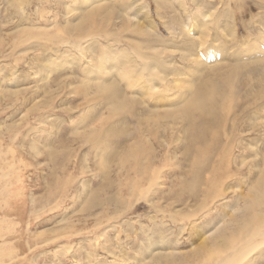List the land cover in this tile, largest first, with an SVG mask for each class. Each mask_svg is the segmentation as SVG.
I'll return each mask as SVG.
<instances>
[{"label": "rangeland", "instance_id": "1", "mask_svg": "<svg viewBox=\"0 0 264 264\" xmlns=\"http://www.w3.org/2000/svg\"><path fill=\"white\" fill-rule=\"evenodd\" d=\"M89 2L0 0V264H215L264 219V0Z\"/></svg>", "mask_w": 264, "mask_h": 264}, {"label": "bare ground", "instance_id": "2", "mask_svg": "<svg viewBox=\"0 0 264 264\" xmlns=\"http://www.w3.org/2000/svg\"><path fill=\"white\" fill-rule=\"evenodd\" d=\"M85 4L88 3V5L85 6V11H89V12H94L96 10H100L102 8V5H98L96 4L98 1H96V3H90L89 0H84ZM116 14V12H114ZM121 14V12H118ZM123 13V12H122ZM119 15H116V19H120V17H122V19L120 20H124V21H128V20H131L130 19V15L128 13H123L121 16ZM132 21H134L132 19ZM83 22V21H82ZM131 22V21H130ZM79 23L75 24V25H79ZM206 24V23H205ZM209 24V23H208ZM105 26V25H104ZM76 27V26H75ZM74 27V29H76ZM106 27V26H105ZM189 28L190 26L189 25H185V26H182V29L184 30V33H186V29H188L189 31ZM80 29V28H79ZM102 29V28H101ZM191 29H196V25L193 26ZM103 30V29H102ZM208 32V31H207ZM109 34H106L105 36H107ZM208 35V34H207ZM210 35V34H209ZM202 45V44H201ZM214 49V46L212 47L211 50ZM185 52V51H184ZM187 53V52H186ZM122 52L119 54L121 56ZM189 55V53H187ZM120 62V59L119 58H116L113 60V63L115 61ZM120 64H122V62H120ZM147 70H148V67H147ZM144 71H146V69H144ZM146 72H149V71H146ZM130 75V74H129ZM132 80L130 81L129 85L134 89L136 90L137 92L140 91V90H143L142 94L145 95V94H149L150 96H153L157 93H161L160 92V86L163 88V92L164 90L166 91V86H163L162 85V79H159V80H156V79H153V80H149V82H146L145 80V76L142 75L141 73H138L137 77L134 76L133 78H131ZM143 80L145 81L144 84L143 83ZM216 84V83H215ZM220 84V83H219ZM178 86V85H177ZM215 86V85H214ZM116 87V86H115ZM212 87V86H211ZM213 88V87H212ZM222 88V87H221ZM213 90V89H212ZM221 91V90H220ZM162 92V93H163ZM215 92V91H214ZM145 93V94H144ZM151 93V94H150ZM218 93V92H217ZM215 92V95L217 94ZM220 94V93H219ZM218 96H221L219 95ZM136 95V93H135ZM161 95V94H160ZM217 96V95H216ZM215 96V97H216ZM156 97V96H155ZM213 97V98H215ZM232 97V96H231ZM162 98V97H161ZM165 98V97H164ZM218 99V97H216ZM123 99V97H122ZM126 99V98H125ZM124 99V101H126ZM159 99V98H158ZM215 99H213L214 101ZM220 100V99H219ZM118 102V101H117ZM231 102V101H230ZM121 103V102H120ZM128 103V102H127ZM217 103V102H216ZM116 106V105H115ZM229 106V105H228ZM199 109L200 108V101L198 99H196V97H194L192 99V101L190 102V105H189V110L187 112H189L191 109ZM231 108V107H230ZM233 109V108H232ZM184 112V111H183ZM186 112V111H185ZM179 113V112H178ZM228 113V111H227ZM231 113V112H230ZM183 115V113H182ZM232 114H230L231 116ZM186 116L187 113H186ZM184 116V117H186ZM233 117V116H231ZM180 118V117H179ZM188 118V117H187ZM182 119V118H181ZM212 119V118H210ZM232 121V120H231ZM212 122V120H211ZM214 122V120H213ZM124 131V130H123ZM14 156V155H13ZM262 181V180H261ZM264 181V180H263ZM256 194V193H255ZM261 196V193H259V197ZM250 206V205H249ZM251 209H252V206H250ZM248 209H250L248 207ZM245 211L247 212V209L245 208ZM251 211V210H250ZM250 211H248V213H250ZM253 211L252 210V213L253 214ZM262 213V211H261ZM261 213H258L261 215ZM257 217V216H256ZM252 218V217H251ZM253 220V219H252ZM246 224V223H245ZM248 225V223H247ZM247 229L244 228V230ZM233 235V234H232ZM225 238V237H223ZM229 243L231 245L228 253H221V252H218L216 255V257H214L213 259L215 260V264H249L251 263L254 259L253 256L254 254H257V253H261L262 251H264V219H261L259 221V217L256 219V221L253 223V225H249L248 226V230L245 232L244 236L238 241V238L237 237H233L231 236L230 239H229ZM226 245V244H225ZM225 247V246H224ZM221 250V249H220ZM218 251V250H217ZM216 251V252H217ZM213 252V251H212ZM225 252V251H224ZM251 259V260H250ZM210 261V258L208 259L207 262ZM251 261V262H250ZM252 264V263H251Z\"/></svg>", "mask_w": 264, "mask_h": 264}]
</instances>
